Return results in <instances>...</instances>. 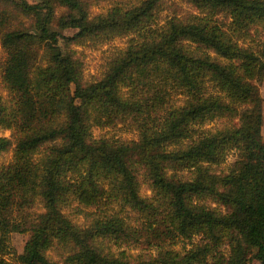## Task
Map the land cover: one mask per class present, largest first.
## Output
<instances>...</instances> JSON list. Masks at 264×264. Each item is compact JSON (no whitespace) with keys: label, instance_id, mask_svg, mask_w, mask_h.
Wrapping results in <instances>:
<instances>
[{"label":"trees","instance_id":"trees-1","mask_svg":"<svg viewBox=\"0 0 264 264\" xmlns=\"http://www.w3.org/2000/svg\"><path fill=\"white\" fill-rule=\"evenodd\" d=\"M87 1L0 0L9 95L0 97V129L10 132L0 135V155L12 152L0 163V264H264V0H187L195 15L163 22L159 0L93 17ZM14 10L30 23L11 26ZM122 34L131 35L126 46L85 82L69 44ZM117 123L134 127L137 140L94 136ZM230 153L227 173H214ZM176 170L186 176L168 174ZM126 208L147 221L154 258L132 262L104 248L137 233ZM12 233L28 234L21 252ZM193 236L207 242L183 252L160 244ZM223 244L227 254L216 256Z\"/></svg>","mask_w":264,"mask_h":264},{"label":"rangeland","instance_id":"rangeland-1","mask_svg":"<svg viewBox=\"0 0 264 264\" xmlns=\"http://www.w3.org/2000/svg\"><path fill=\"white\" fill-rule=\"evenodd\" d=\"M32 2L33 0H28ZM139 0H88V12L91 17L97 15H105L113 6L119 4L122 6H130L132 4L138 3ZM3 3L0 2V8ZM63 12V8H56V13L60 14ZM197 13L193 4L187 0H159V6L156 10V20L163 22L168 18H174L180 21H186L190 16ZM13 18L11 20V26H18L21 24H29L30 19L25 18L23 15L17 13L15 10L12 11ZM72 29L63 30L64 35H72ZM1 35V33H0ZM130 34H122L115 36L105 42H96L93 40H85L80 43H70L67 49L73 50V57L78 61L82 68L83 80L85 82H92L101 78L105 71L106 59L111 51L115 49H122L126 46ZM62 41H60V45ZM41 52V51H40ZM5 52L0 47V64L5 60ZM260 95L262 97V126H261V137L264 141V78L259 85ZM0 97L6 101L9 98L8 91L5 88L1 73H0ZM215 125V123H214ZM0 135L9 136L10 132L8 130L0 129ZM104 135L110 138H118L122 140H137V131L130 124L127 123H117L111 127L97 128L94 129V136ZM45 148V146L43 147ZM41 149V151L43 150ZM12 152L9 151L0 155V163L7 162L10 160ZM235 159L234 153H230L226 159L217 165L212 167V170L216 174H226L227 168L232 164ZM169 175L176 177H185L184 171H168ZM139 184V194L142 197L148 198L151 196V190L149 187V181L141 168L136 174ZM205 204L209 205L211 208H216L217 210L224 211L225 209L219 206L217 203L213 202L211 199H206ZM41 205L37 202L33 205L32 211H41ZM65 214L77 224L83 222V219L79 215H75L69 210L65 211ZM123 215L126 217L128 224L132 230H136L137 233L131 236V240L127 243L113 244L106 240L103 241L105 249L108 250H124L128 254L132 262H139L143 259H151L157 255V243L158 241L150 231L145 227L147 226V221L141 218V215L129 208L124 209ZM28 238L26 233H12L11 244L16 249L17 252H21L23 245ZM207 240L202 236H193L190 239L184 240L182 238H175L171 242H161V246L164 249H170L177 252H183L192 248L194 245H202L206 243ZM227 246L225 244L221 245L220 250L215 252L216 256L220 253L227 254ZM61 250H52L50 256L53 259H59ZM212 255L209 256V262H214ZM251 264H258L256 260H253Z\"/></svg>","mask_w":264,"mask_h":264}]
</instances>
